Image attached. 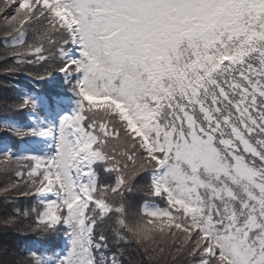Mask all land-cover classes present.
I'll return each mask as SVG.
<instances>
[{"label":"snow or ice","instance_id":"obj_1","mask_svg":"<svg viewBox=\"0 0 264 264\" xmlns=\"http://www.w3.org/2000/svg\"><path fill=\"white\" fill-rule=\"evenodd\" d=\"M0 33V264H264V0H0Z\"/></svg>","mask_w":264,"mask_h":264},{"label":"trees","instance_id":"obj_2","mask_svg":"<svg viewBox=\"0 0 264 264\" xmlns=\"http://www.w3.org/2000/svg\"><path fill=\"white\" fill-rule=\"evenodd\" d=\"M2 33H0V37H2ZM2 42V41H0ZM3 47H0V52H3ZM4 65L0 63V105H4L6 103H11L13 98L19 94V90L22 88H26L31 86V79L26 75H10L6 71H4ZM17 119H23L22 117H17ZM0 166H4V162L0 161ZM11 172V170H9ZM6 177L0 176V188H2L5 184L11 182L15 177L11 174H2ZM104 179L105 177L102 175L101 177ZM34 201L31 198H23V197H16L15 194L10 200V209L19 207L22 209L29 208ZM139 203H142V197L137 198V206ZM4 207L3 204H0V210ZM25 223H31V221H26ZM17 243L21 248L25 246V244H31L32 241L35 240V237L31 234H21L19 237L16 238ZM127 254L123 258L125 260V264H129L130 261H138L140 258L138 253L135 249L134 245L127 246ZM158 264H182L181 261H173L171 258H165L158 262Z\"/></svg>","mask_w":264,"mask_h":264},{"label":"rangeland","instance_id":"obj_3","mask_svg":"<svg viewBox=\"0 0 264 264\" xmlns=\"http://www.w3.org/2000/svg\"><path fill=\"white\" fill-rule=\"evenodd\" d=\"M3 173L9 175L10 172H9V173H6V172H5V169H4V166H0V176H1V177L3 176V175H2ZM3 178L6 179L5 176H3Z\"/></svg>","mask_w":264,"mask_h":264}]
</instances>
